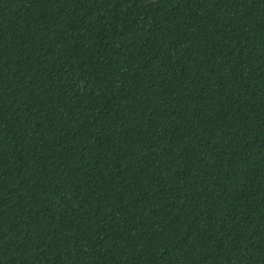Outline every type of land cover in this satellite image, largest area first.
<instances>
[{"label": "trees", "instance_id": "16d2710c", "mask_svg": "<svg viewBox=\"0 0 264 264\" xmlns=\"http://www.w3.org/2000/svg\"><path fill=\"white\" fill-rule=\"evenodd\" d=\"M0 264H264V0H0Z\"/></svg>", "mask_w": 264, "mask_h": 264}]
</instances>
